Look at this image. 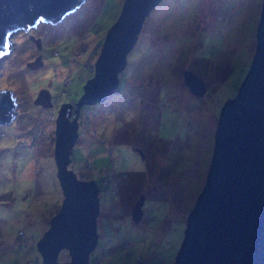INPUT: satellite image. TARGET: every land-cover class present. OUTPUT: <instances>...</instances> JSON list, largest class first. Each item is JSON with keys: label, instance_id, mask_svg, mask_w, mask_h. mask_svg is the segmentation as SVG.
<instances>
[{"label": "rangeland", "instance_id": "rangeland-1", "mask_svg": "<svg viewBox=\"0 0 264 264\" xmlns=\"http://www.w3.org/2000/svg\"><path fill=\"white\" fill-rule=\"evenodd\" d=\"M125 1L86 0L57 25L39 23L31 34L42 48L24 31L11 38L0 90H14L20 106L13 122L0 124V264H44L38 243L64 192L56 125L43 119L46 110L35 100L48 89L57 118L63 104L81 98ZM263 3L163 0L146 18L120 74L122 90L90 106L95 113L80 121L70 155L69 169L100 189L99 245L90 264H175L207 181L221 111L238 95L256 54ZM39 55L44 65L30 68ZM186 71L204 79L203 97L186 85ZM141 195L144 216L135 222ZM67 252L60 262L70 261Z\"/></svg>", "mask_w": 264, "mask_h": 264}, {"label": "water", "instance_id": "water-1", "mask_svg": "<svg viewBox=\"0 0 264 264\" xmlns=\"http://www.w3.org/2000/svg\"><path fill=\"white\" fill-rule=\"evenodd\" d=\"M86 0H0V62L11 52V38L19 31L42 48L31 34L39 23L57 25ZM163 0H126L118 20L108 30L95 64L94 77L77 102L61 106L56 121L55 158L64 201L38 248L44 264H90L99 245L101 215L99 188L69 169L71 149L79 138V114L87 105L104 103L120 87L145 20ZM257 50L238 95L220 114L215 150L206 184L188 217L187 229L175 264H264V3L257 34ZM29 64V63H28ZM44 65L39 55L30 68ZM191 92L203 97L207 85L192 71L185 72ZM35 103L53 107L52 95L42 89ZM19 101L14 90H0V124L14 121ZM73 109L76 117L72 118ZM146 197L133 208L136 222L144 216ZM67 250L70 261H59ZM146 264V263H138Z\"/></svg>", "mask_w": 264, "mask_h": 264}, {"label": "clouds", "instance_id": "clouds-1", "mask_svg": "<svg viewBox=\"0 0 264 264\" xmlns=\"http://www.w3.org/2000/svg\"><path fill=\"white\" fill-rule=\"evenodd\" d=\"M110 28H111V27H110ZM103 43H104V42H103ZM103 43H102L101 48H100V53H101V50H102V47H103ZM95 64H96V63H95ZM87 67L91 68V66H87ZM94 71H95V68H94ZM93 77H94V76H93ZM120 87H121V86H120ZM120 87H119V88H120ZM116 91H117V90H116ZM116 91H115V92H116ZM67 92H68V91H67ZM115 92H114V93H115ZM78 101H79V100H78ZM78 101H75V103L77 104ZM72 102H74V101H72ZM72 102H69V103H70V104H73ZM53 104H54V102H53ZM76 104H75V105L73 104L75 109H76V106H77ZM19 106H20V102H19ZM53 106H54V105H53ZM86 106H87V105H85V106L81 109L80 114H81L82 111H84V112H85V111H90V109H87ZM92 106H93V105H92ZM44 109H45V108H44ZM51 109H52V108L45 109V110H46V113H48V112H52V113L54 114V112H53ZM73 111H74V112H73V114H72V118H74V117L77 116L76 113H75V110H74V109H73ZM46 113H45V114H46ZM92 113H95V112H92ZM92 113H91V116H92ZM45 114H44V116H45ZM80 114H79V120H78V122H79V129H80V121L83 120V118H81ZM91 116H90V118H91ZM54 117H55V115H54ZM72 118H71V121L73 120ZM90 118H88V119H90ZM43 119H44V117H43ZM88 119H87V120H88ZM56 121H57V118L55 117L54 125H56ZM79 135H80V132H79ZM75 145H76V144H75ZM93 169H94V167H93ZM97 185H98V184H97ZM98 188H99V186H98ZM99 193H100V189H99ZM132 210H133V209H132ZM142 219H143V218H142ZM133 220H134V219H133ZM135 222H136V221H135ZM139 222H140V221H139ZM117 225H118V224H117ZM94 264H96V263L94 262ZM146 264H147V263H146Z\"/></svg>", "mask_w": 264, "mask_h": 264}, {"label": "built area", "instance_id": "built-area-1", "mask_svg": "<svg viewBox=\"0 0 264 264\" xmlns=\"http://www.w3.org/2000/svg\"><path fill=\"white\" fill-rule=\"evenodd\" d=\"M67 94H69L70 95V93H67ZM74 105L76 104L75 103V101L74 102H72ZM74 112V111H73ZM47 114V113H46ZM46 114H45V116H44V119H46V120H50V122H51V124L52 125H54V122H55V117H54V114L52 113V112H48V116H46ZM80 116H81V118H83V119H88V118H90V116H91V112L90 111H82L81 112V114H80ZM48 117H50V118H48ZM43 129H45V127L43 126ZM89 166H91V165H89Z\"/></svg>", "mask_w": 264, "mask_h": 264}, {"label": "trees", "instance_id": "trees-1", "mask_svg": "<svg viewBox=\"0 0 264 264\" xmlns=\"http://www.w3.org/2000/svg\"><path fill=\"white\" fill-rule=\"evenodd\" d=\"M95 29H96V28H95ZM95 29H94V30H95ZM96 31H97V30H96ZM91 69L94 70V68H91ZM67 79H69V77H68ZM87 81H88V80H87ZM65 83H66V81H65ZM119 90H122V87H120ZM119 90H118V91H119ZM67 93H69V92L65 91V92L63 93V94H64V97H67V96H70V95H71V94L69 95V94H67ZM113 94H114V93H113ZM113 94H112V95H113ZM112 95L108 96L107 100H108ZM107 100H106V101H107ZM74 101H76V100H74ZM77 101H78V100H77ZM106 101H105V102H106ZM70 102H72V101H70ZM105 102H104V103H105ZM104 103H99V104H96V105H103ZM86 108H87V109H90V112L92 113L93 110L90 108V106H86ZM93 112H95V111H93ZM79 136H80V135H79ZM71 153H72V149H71ZM87 161H89V159H88ZM87 165H91L92 168L94 167V165H93L90 161H89V162H86V166H87ZM87 168H88V166H87ZM94 169H95V168H94ZM93 171H94V170H93ZM73 172H74V171H73ZM74 175L76 176L75 172H74ZM117 224H118V223H117ZM67 253H68V252H67ZM64 258H65V256H63L62 259H64ZM62 259H60V260H62ZM90 263H91V262H90ZM92 264H94V263H92ZM97 264H99V263H97ZM101 264H103V261H101Z\"/></svg>", "mask_w": 264, "mask_h": 264}, {"label": "bare ground", "instance_id": "bare-ground-1", "mask_svg": "<svg viewBox=\"0 0 264 264\" xmlns=\"http://www.w3.org/2000/svg\"><path fill=\"white\" fill-rule=\"evenodd\" d=\"M11 46H12V44H11ZM132 217H133V215H132Z\"/></svg>", "mask_w": 264, "mask_h": 264}, {"label": "flooded vegetation", "instance_id": "flooded-vegetation-1", "mask_svg": "<svg viewBox=\"0 0 264 264\" xmlns=\"http://www.w3.org/2000/svg\"><path fill=\"white\" fill-rule=\"evenodd\" d=\"M140 199V198H139Z\"/></svg>", "mask_w": 264, "mask_h": 264}]
</instances>
